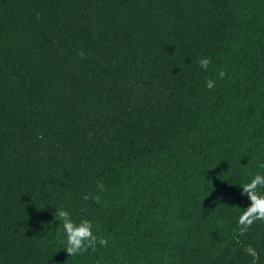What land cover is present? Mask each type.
I'll list each match as a JSON object with an SVG mask.
<instances>
[{
  "label": "trees",
  "instance_id": "trees-1",
  "mask_svg": "<svg viewBox=\"0 0 264 264\" xmlns=\"http://www.w3.org/2000/svg\"><path fill=\"white\" fill-rule=\"evenodd\" d=\"M262 163L264 0H0V264H264Z\"/></svg>",
  "mask_w": 264,
  "mask_h": 264
},
{
  "label": "clouds",
  "instance_id": "clouds-1",
  "mask_svg": "<svg viewBox=\"0 0 264 264\" xmlns=\"http://www.w3.org/2000/svg\"><path fill=\"white\" fill-rule=\"evenodd\" d=\"M39 19V14L37 15ZM83 56V53H80ZM211 63L207 57H202L198 60V64L202 69L207 70L208 65ZM227 74L220 70L217 73L219 79H223ZM205 87L207 89H213L215 87V81L212 79H206ZM259 167L264 168V163L260 164ZM241 187V196H246L249 205L243 208L238 216V225L240 234H244L253 224L257 221H264V174L257 173L254 175L249 182L243 183ZM97 190L103 191L104 185L97 184ZM85 200H94L99 202L100 196L96 193H88L84 196ZM55 216L59 218L62 223L64 233V250L68 256H74L83 254L89 249L95 251L97 245L102 247L108 245V240L102 237H97L93 232V224L87 218H80L78 221L72 218L69 211L64 209H57ZM245 252L251 257L258 258V253L251 246L245 248Z\"/></svg>",
  "mask_w": 264,
  "mask_h": 264
}]
</instances>
